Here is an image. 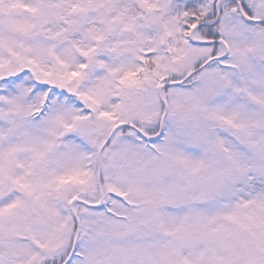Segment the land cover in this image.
<instances>
[{"label":"snow or ice","instance_id":"snow-or-ice-1","mask_svg":"<svg viewBox=\"0 0 264 264\" xmlns=\"http://www.w3.org/2000/svg\"><path fill=\"white\" fill-rule=\"evenodd\" d=\"M0 264H264V0H0Z\"/></svg>","mask_w":264,"mask_h":264}]
</instances>
